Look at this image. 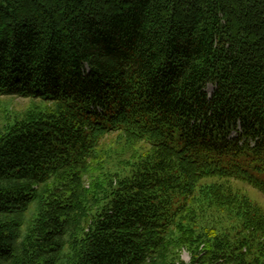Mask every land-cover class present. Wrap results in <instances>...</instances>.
<instances>
[{"label":"trees","instance_id":"trees-1","mask_svg":"<svg viewBox=\"0 0 264 264\" xmlns=\"http://www.w3.org/2000/svg\"><path fill=\"white\" fill-rule=\"evenodd\" d=\"M243 187L264 0H0V264H264Z\"/></svg>","mask_w":264,"mask_h":264},{"label":"rangeland","instance_id":"rangeland-1","mask_svg":"<svg viewBox=\"0 0 264 264\" xmlns=\"http://www.w3.org/2000/svg\"><path fill=\"white\" fill-rule=\"evenodd\" d=\"M213 90V86L212 85H207L206 87V91L208 94H210ZM9 101H11L13 103V106L16 108H19L20 106L26 104L28 102V99H23V98H11ZM246 189V191H248V195L254 199L255 201H257V203H259L263 208H264V197L262 196V194L260 192H258L255 189H250L248 187H243ZM182 259L184 261H189V256L188 254L184 251L182 253Z\"/></svg>","mask_w":264,"mask_h":264}]
</instances>
